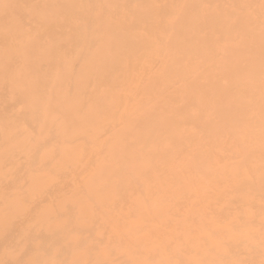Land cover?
<instances>
[{"label":"bare ground","instance_id":"1","mask_svg":"<svg viewBox=\"0 0 264 264\" xmlns=\"http://www.w3.org/2000/svg\"><path fill=\"white\" fill-rule=\"evenodd\" d=\"M0 109L34 114L0 116L1 126L30 133L48 122L41 109H61L84 139V160L110 154L118 139L128 143V173L162 175L165 144L190 161L180 172L217 171V189H240L228 187V142L237 136L228 130L264 128V0H0ZM40 145L18 150L33 161ZM12 154L0 152L3 167ZM62 167L57 157L50 168Z\"/></svg>","mask_w":264,"mask_h":264},{"label":"rangeland","instance_id":"2","mask_svg":"<svg viewBox=\"0 0 264 264\" xmlns=\"http://www.w3.org/2000/svg\"><path fill=\"white\" fill-rule=\"evenodd\" d=\"M60 111L41 109L48 122L35 133L24 124L0 125V152L11 150L6 164L16 166L3 167L0 158V264H264V128L228 130L237 135L228 142V187H243L226 191L213 185L217 171L180 172L190 161H177L165 144L158 145L170 154L160 161L162 175L154 167L128 173L122 160L128 143L118 139L110 154L102 148L98 161L84 160V139ZM4 113L24 117L15 109ZM239 140L249 143L237 146ZM34 141L41 145L31 161L18 149L31 150ZM244 153L246 163L238 164ZM57 157L64 174L50 168ZM143 158L141 152L134 164L141 167ZM19 160L29 163L19 168ZM211 163L203 165L209 170Z\"/></svg>","mask_w":264,"mask_h":264}]
</instances>
